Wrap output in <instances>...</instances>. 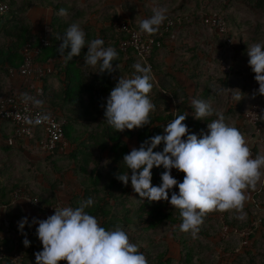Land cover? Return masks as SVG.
<instances>
[{
  "label": "trees",
  "instance_id": "trees-1",
  "mask_svg": "<svg viewBox=\"0 0 264 264\" xmlns=\"http://www.w3.org/2000/svg\"><path fill=\"white\" fill-rule=\"evenodd\" d=\"M4 1L8 5V11H11L12 7L15 6L17 11L20 12V15L18 14V23L4 30L5 34L15 39V50H22L27 42L39 43L42 34L49 40V44L42 48L41 54L37 59L38 62L46 66L45 73L40 79L41 82L39 84H32V86L27 87L24 91L31 89L36 92L37 87L40 86L42 88V92L38 94L37 99L42 100L43 104L34 106L48 112L62 123L64 129V139L68 142V145L62 150L60 149V143L54 152H47L40 146V143L44 138V132L41 129L42 127L37 125L34 126V136L28 138L32 139V141L38 145L42 152L50 153L49 157L60 155L63 157V161L65 160V165L58 167L57 171L58 173L62 174L63 179L66 180V183L69 185V191L72 192L73 195L69 201L57 200V202L55 201L53 204L60 203L65 207H76L78 206L79 201L92 198L94 203L90 207L86 208L85 211L96 217L98 223L105 227V229L112 228L117 225L123 228L128 233L130 242L136 244L138 251L142 252L146 256L148 264H193L194 257H197V261L202 264L206 250L204 248H197L194 246L196 238L191 239V237L185 236L183 235V232L179 231L178 225L181 222L179 209L174 208L165 200L151 203H149L146 198L142 200L140 199L139 194L133 191L130 182L128 185H124L116 178V173L120 174L127 171L122 160L123 155L126 152V147L121 142L122 137L118 131L114 130L111 126V128L104 127L107 123L105 122L104 126L102 125L98 128V131H94L95 133L93 132L90 134L91 142L95 149H99L103 152L105 149L108 150V147H110V149L116 148V151L114 152L111 159L105 160L103 157L101 158V156L100 158L93 157L92 152H89L91 151V147L80 143L79 145L83 144L86 150H84L85 152H83V155H80L79 160H77V150L73 149L70 144L73 141L71 134L73 128L72 122H75L76 120L75 116L71 114L74 111L73 107L75 108L77 106H81L79 96L82 92V89L85 87L82 86L85 84V80L77 73L79 68H76L73 73V71L70 72V67L74 68L78 63V59H84L87 46H84L81 50V53L79 55H74L71 60H66L64 56H62L63 58L61 57L60 59L61 55L57 52V47L60 43H62V38H59L62 37V34L70 24L77 23L83 29L86 40L99 37L104 40L105 47L111 46L115 48L118 56L115 58V60H117L113 61L112 64H118L119 66H122L121 69L124 70L130 78L135 71L133 65L135 63H142L140 60L142 57L139 56L135 51L128 50V52L125 53L121 50L120 42L127 36L128 33L118 30L114 23L115 21H125L130 25V27L137 28H139V23H135L132 18L124 16L123 14L114 15L107 12L103 17L98 19H94V17L91 19L90 16L89 18L87 16L86 18H88L90 21L85 22V19H82V17L86 16V13L90 12L91 10L95 11V7L91 8L92 3L89 2L90 0ZM150 1L154 2V0ZM255 1L256 7H259L264 0ZM37 2L41 3L45 8L47 7L49 11H52L50 21L47 24H41L38 27L27 20V11L31 9V7ZM164 8L167 10L166 19L159 26L158 30L151 34L155 36L156 39L159 38L163 40V42L161 45L155 44L152 55L147 59V61L144 59L145 62L143 61L144 63L141 64L142 66H145L147 65V62L150 63L151 78L153 80L157 78L158 81V84L154 86L153 80L151 79L153 87L147 94L151 103L154 104L155 107L154 110H152L149 114L150 122L148 124H145L143 127L134 128L132 130L127 129L126 135L130 138L132 137L131 135H136L138 137L137 141L141 145V143L148 137L161 134L163 132V126L179 114H187L183 123L189 126L190 133H195L196 128H198V130H206L207 121L203 120L201 123V119L193 118V110L190 107V101L191 99L195 98L207 101L215 110L223 112L226 123L236 127L246 139L245 136L248 134L247 131L249 130L246 128L248 126V123L246 122V116L250 106L247 105L248 103L246 98L248 95L244 96V93L249 90L248 83H245L240 89L242 91L241 96L243 98L237 103L233 102L231 100V92L239 91L238 89L230 88L236 86L235 84H232L233 74L236 71L234 64H230V71L223 70V72L219 70V66H216L214 71L215 74L217 73L218 75L216 77L210 76L208 68L212 63L210 60H208L210 55L206 54L205 56L204 54V51L208 48H203L204 44L209 46L208 43H206L208 38L204 39L201 37L200 41L204 39L202 40L203 42H199L197 41L198 39H196L197 42H195L191 49H189V47H183V42L192 39L191 36L183 37V34L185 33L183 31V27L185 25L188 26L192 20H195L193 15H195L197 11L193 13L183 12L181 10L180 12L172 13L173 11H171L170 13L166 6H164ZM175 8L176 7H174L173 10ZM60 9H64V14H60ZM199 9H201L198 12V18L200 21L199 25L206 23L211 25V19L214 15H216L221 17L225 23V30H220L217 26L215 27L216 36L223 37V44H226L225 38L232 37L234 39V32H232L231 28L227 26L229 22L226 14L220 12L219 10H215L212 8V6L206 7V3L201 4ZM177 10L178 8L175 11ZM96 12H98V10ZM14 14L17 15L16 13ZM24 18L27 20V22ZM169 18L173 20L170 31L165 33V36L163 37L158 36V31L166 24ZM98 24L100 25L98 26ZM109 25L111 26L110 28L107 27ZM234 42L235 40H233L231 43L233 44ZM212 51L214 54L215 50ZM125 54L128 56H125ZM226 59L227 58H224L221 61H226ZM22 62L23 55L21 53L17 65L20 66ZM62 62L64 64L62 66H58ZM60 68L63 69L62 73H64L65 76V79L63 80V90H66L65 95L62 98V103H64L65 106L67 105L66 108L62 103H59V101H51L48 98H45V93L48 91L47 76L48 74L53 73L55 69L58 70ZM60 71L57 72L59 73ZM70 74L73 76L71 79L68 78ZM181 75L182 77H180ZM183 76L189 81L187 86L183 84ZM254 76L255 73L251 71L250 67L246 73V78ZM66 78L68 79L66 80ZM201 82H203V84ZM65 83H67L68 86H66ZM76 88H79V90L76 91L78 93L77 96L74 94V90ZM88 88L91 87L89 86ZM218 88H223L224 91L222 93L214 91V89ZM227 88H230L229 91H227ZM24 91H22V93ZM44 102H49V104L47 103L46 105ZM105 102L106 99L103 103L105 104ZM95 109L97 110V107ZM215 118L216 117L213 114V116L207 117L205 119L210 121ZM239 120L242 123H240ZM12 123L15 127V137L21 140L25 139L18 137L16 132V124L14 122ZM262 124H264V117L261 116V118H258L257 125L259 126ZM130 132H133V134H130ZM260 136L262 137L263 134H260ZM162 147L163 144L158 145L154 151L162 150ZM255 147V145L252 147L254 157L256 150ZM257 153L260 154L258 150ZM80 160V168L77 170L78 176H80V178L77 180V185L74 183L78 189L76 190L77 192H75L71 187L73 182L71 179L67 178L68 176L66 174L70 170L74 169L70 164L72 162L77 164V162ZM88 161H93L94 165L92 166L91 170H88L87 168L89 164ZM163 170L164 169L162 167H153L151 170L153 173L152 183L154 185H159L160 172ZM73 171L77 173L75 169ZM257 185L254 188L252 186H246L245 192H251V194H253L252 198L255 200V206L260 211L264 209V201L262 200L263 198L261 199L260 196H257V194L258 191H264V181L261 183V185H258V188ZM19 189L25 194L36 196L41 203L44 202L41 199L40 194L38 192L36 194L34 188L29 187V185H27V187H15L12 192V198L15 191ZM171 191L172 190L169 191V197L171 196ZM126 202H129L128 205L137 207V213L135 215H131L129 213L131 207H125ZM246 205L247 204L244 201L242 208H246ZM257 212L254 210H248L247 213L249 214V217L245 222L237 221L235 218L231 219V221L224 220V225L227 227V233H231L232 228H236L237 232L249 228V232L245 234V236H241L239 234L238 237L241 239V242L243 238H246L248 241H250V243L252 242L253 238H256L257 240L261 238L264 239V216H258ZM1 213L2 211L0 212V215ZM254 221H256L255 225L252 224ZM166 226V231H169L170 233L165 232ZM200 227L201 224L199 225V236L202 238L204 236L208 238L212 237L215 243H219L218 246L221 245L219 241L215 240L218 238L217 234H209L207 231H203V229ZM35 228L36 225L33 226V232H35ZM138 231H141V233L143 232V234L144 232L151 233L153 236L148 237L146 243H144V236H135V233ZM177 232L179 233V236ZM156 235H158V238H156ZM37 239L38 238L34 233V239L31 240L30 245L27 247L19 242L10 245L9 247L1 245L0 249H4L7 254H11L13 252L21 253L23 255L21 264H24L23 261L24 254H26L25 251L29 252V250H31L33 252H37L42 249V244H39ZM4 242H6V239H4ZM225 245L226 246H221L222 251H227V249H230L228 243H225ZM249 246L250 244H241L239 248L234 247L232 251L236 253L237 256L242 254V252L245 251L244 249ZM240 247H243V249ZM245 253L247 252L245 251ZM249 253L251 252L249 251ZM4 260L8 264H12L8 257L6 259L0 260V262ZM247 261V264H264V253L261 257V260L259 261L255 260L254 257L248 258ZM231 264L234 263L232 262ZM239 264L241 263L239 262Z\"/></svg>",
  "mask_w": 264,
  "mask_h": 264
},
{
  "label": "clouds",
  "instance_id": "clouds-1",
  "mask_svg": "<svg viewBox=\"0 0 264 264\" xmlns=\"http://www.w3.org/2000/svg\"><path fill=\"white\" fill-rule=\"evenodd\" d=\"M166 11L163 7H154L152 15L140 21L139 29L146 34L155 33L165 21ZM60 14H64V9H60ZM61 38L57 52L66 60L79 55L87 46L84 64L99 65V73L113 71L112 62L118 53L111 46L105 47L102 38L86 40L77 23L70 24ZM247 56V63L258 82V89L252 95H264V45H248ZM133 68L135 71L130 78L120 76L102 105L104 120L118 132L148 124L149 114L155 107L147 95L153 87L150 66L135 63ZM214 91L222 93L224 89ZM241 92L240 89L232 91L231 100L239 102L243 98ZM21 99L37 106L43 104L28 93H21ZM190 107L193 118L207 121L206 131L202 129L199 135L188 132V126L183 123L187 114L176 115L163 126L161 134L148 137L138 148L133 147L123 155L127 171L116 173V178L124 185L130 182L142 200L146 198L149 203L165 200L179 209V231L195 238L207 212L242 208L246 199L243 190L246 186H254L260 177L264 155L252 158L241 132L226 123L223 112L215 110L207 101L193 98ZM213 114L215 119H205ZM48 118L47 114L35 118L25 116L24 123L40 124ZM161 144L162 150L154 151ZM153 167L164 169L160 172L159 185L152 183ZM172 169L184 173L182 181L171 175ZM175 186L178 192L173 191ZM93 203V199L88 198L79 201L76 207H54V213L43 219L33 217L29 221L24 216L18 221L22 233L26 224L36 225L35 234L42 249L34 253L35 264H58L60 260H66L67 264H148L146 256L130 242L123 228L117 225L105 229L96 217L85 211ZM22 242L26 247L31 243L26 235Z\"/></svg>",
  "mask_w": 264,
  "mask_h": 264
},
{
  "label": "crops",
  "instance_id": "crops-1",
  "mask_svg": "<svg viewBox=\"0 0 264 264\" xmlns=\"http://www.w3.org/2000/svg\"><path fill=\"white\" fill-rule=\"evenodd\" d=\"M14 7L15 6H13L12 9ZM147 9L149 8L143 0H122V2L118 4V7H116L115 12L111 14H123L124 16L132 18L135 23L138 24L142 19L151 16L146 13ZM8 12L11 15L0 29V99L9 95L22 93V91L32 86V84H39L41 82V80L36 78L22 76L17 71L12 74L10 73V68H15L16 70L19 68L17 62L20 59L22 50H15V39L5 34L4 30L18 23L19 19V15L17 13V15H15L13 10ZM2 15H0V18ZM51 15V10L49 11L47 7L45 8L41 3L37 2L27 11V20L38 27L41 24H47L51 19ZM27 20L25 19L26 22ZM61 57L62 56H60V59ZM80 59L81 60L74 68L70 67V72L73 71V73L76 68H79L77 73L85 80V84L82 85L85 87L82 89L79 96L81 106L73 107L74 111L71 114L75 116L76 120L72 122L73 128L71 134L73 141L70 144L73 149L77 150V160H79L80 155L82 156L83 152H85L84 150H86L83 144L91 147V151L89 152H92L93 157L100 158L101 156V158L103 157L105 160L111 159L116 148L110 149V147H108V150L105 149L103 152L99 149H95L92 145L90 134L94 131H98V128L102 125L104 126L106 122V120H104V108L102 105L106 97L110 94V90L115 86L120 76L129 78V75L121 69L122 66L117 68L115 64H113V71L111 73H108L107 70H105L104 73H99L97 72L99 66L92 67L86 65L84 64V59ZM63 64L62 62L58 66H62ZM62 70L61 68L58 70L55 69L53 73L48 74V91L45 93V98L51 101H59V103L63 102L62 98L66 90H63V80L65 76ZM57 71L60 72L58 73ZM71 77L73 76L70 74L68 78L71 79ZM68 78H66V80ZM153 84L154 86L158 84L157 78L153 80ZM65 85L68 86L67 83H65ZM89 86L91 88H88ZM78 90L79 88L74 90L76 96L78 95L76 92ZM47 103L49 104V102H44L46 105ZM62 104L66 108L67 105L65 106L64 103ZM96 107L97 110L95 109ZM202 122L203 120H201V123ZM104 127L108 128L110 126L106 123ZM14 128L12 122L0 119V199L2 200H0L2 204V213L0 215V246L2 245L5 247L19 242L23 244L22 241L25 235L30 241L34 239V225L29 227L26 224L23 233L18 229V221L22 217L27 216L29 221H31L33 217L43 219L52 214L35 208L25 199L14 201L12 192L15 187H27V185H29V187L34 188L36 194L38 192L41 199L44 201L43 204H53L55 201L57 202V200L69 201L73 195V193L69 191L70 188L68 183L63 179L62 174L57 171L58 167L65 165L63 157L60 155L49 157L50 153L42 152L32 139H18L15 137ZM126 132L127 129L119 132L122 137L121 142L126 147L125 154L133 147L138 148L140 146L137 141L138 137L136 135H131L132 137L130 138L126 135ZM200 132L201 129L198 130V128H196L195 133L199 135ZM130 134H133V132H130ZM252 140L253 138L250 142H252ZM80 143L83 144L79 145ZM80 162L81 160L77 162V164L72 162L70 165L77 171L80 168ZM88 162L87 168L91 170L94 165L93 161ZM73 170H70V173L66 175H69L67 178L71 179L73 182L71 187L77 192L76 183L80 176H78V171L75 173ZM74 183L76 185H74ZM128 204L129 202H126L125 207H131L129 213L135 215L137 213V207ZM4 239H6V242H4ZM37 241L39 244L41 243L39 239H37ZM25 253L24 264H35V252L29 250V252L25 251ZM0 264L8 263L4 260L1 261Z\"/></svg>",
  "mask_w": 264,
  "mask_h": 264
},
{
  "label": "rangeland",
  "instance_id": "rangeland-1",
  "mask_svg": "<svg viewBox=\"0 0 264 264\" xmlns=\"http://www.w3.org/2000/svg\"><path fill=\"white\" fill-rule=\"evenodd\" d=\"M131 1V0H129ZM145 1V4L149 9L146 10V13L149 15H152V9L160 8L163 6H166L168 8V11H173L172 13L180 12L181 10L183 12H196L195 20H192L191 23L188 24V26L183 27V31L185 32L183 34V37L185 36H191V40H187L183 42V47L189 49L194 46L195 42L199 41L201 42L204 39L208 40L206 43H208L209 46L204 44L203 48H208L204 51V54L206 56L210 55L208 60L211 61V66H209L208 70L210 72V76L216 77L218 74H215V67L219 66V70L223 72L224 71H230V64L233 63L235 66L236 71L233 74V83L236 86L230 87V88H239L241 89L242 86L245 83H248L249 90L244 93V96L248 95L247 99V105H249V110L247 112V123L248 126L246 127L249 129L247 131L246 142H250L253 138L252 142L250 143V146L248 145L249 149L251 146H256L255 150V156L260 153V155H264V124L257 125L258 118H261V115H264V95L257 94L253 97V93L258 89V82L254 79V77H247L246 73L250 68V65H248L247 60V47L248 45H252L254 43H260L261 45H264V1L262 4H260L259 7H256L255 0H143ZM150 1V2H149ZM90 3H92L91 8L95 7V11L91 10L90 12L86 13V16H83L82 19L88 20L89 16L92 19L103 17L104 14L107 13H114L116 10V7H118V4L122 2V0H90ZM250 2V3H249ZM151 3V4H148ZM203 3H206V7L212 6L215 10H219L220 12H223L228 17V27L231 28L232 32H234V39L232 37L225 38L226 44H223L222 41L223 37L216 36L215 34V27L216 25H213L211 22V25L206 24H200L199 18H198V12L201 10L199 9V6ZM255 5V6H254ZM139 7V5H138ZM176 7L174 10L173 8ZM90 8V9H91ZM164 8V7H163ZM178 8L177 11H175ZM14 13H17L20 15V12L17 11L16 7L12 9ZM16 10V11H15ZM98 10V12H96ZM206 10V9H204ZM88 16V18H86ZM230 18V19H229ZM19 21V20H18ZM117 22L122 21H115L114 25L117 26ZM100 24H98L99 26ZM110 28L111 26H107ZM225 30V29H224ZM230 30V29H229ZM204 38L200 41V38ZM196 39H198L196 41ZM235 40V42L232 44L231 42ZM203 42V41H202ZM228 43V45H227ZM231 43V44H230ZM246 46V48H245ZM204 50V49H203ZM215 50V53L213 54V51ZM193 52V50H192ZM125 56H128L125 54ZM227 58L226 61L222 59ZM81 59H78L77 62H79ZM143 64L145 60L143 58L140 59ZM144 61V62H143ZM148 66V63H147ZM182 77V75L180 76ZM183 84L187 86L189 83L188 80L183 76ZM153 80V79H152ZM203 84V82H201ZM230 88H227V91H229ZM238 89V90H239ZM226 90V89H225ZM222 106V105H221ZM224 110V109H221ZM91 116V115H90ZM240 121V120H239ZM240 123H242L240 121ZM255 133V134H254ZM254 134L253 136H251ZM260 134H263L261 137ZM259 141V142H258ZM257 142V143H256ZM248 144V143H247ZM252 149V148H251ZM251 157L254 158V153L250 151ZM261 175L257 179L256 183L253 188L258 184L261 185L264 181V167L260 169ZM70 173V171L68 172ZM69 176V175H68ZM257 185V188H258ZM245 192V189L243 190ZM246 199L244 200L247 204L245 207L239 210H225V211H209L203 216V220L201 223V227L203 231H207L209 234H217L218 238L215 239L221 243L220 246L219 243H215L214 239L208 238L204 236L203 238L201 236L196 235V241L194 246L195 247H201L204 248L206 251L204 253V260L202 264H231L232 262L234 264H247L248 258L254 257L255 260L259 261L261 260V257L264 253V239L261 238L257 240L256 238H253L252 242L248 241V244H250L249 247L244 249L245 251L242 252V254L237 255L232 251L234 247L239 248L241 244L243 245V242H241V239H239V232L235 231L236 228H232L231 233H227V228L224 225L225 221H231V219L235 218L237 221L245 222L248 219V210L251 211H258V216H264V209L258 210L255 206V200L252 198L251 192L246 193ZM257 196H260V198L264 201V191H258ZM253 209V210H252ZM225 220V221H224ZM167 226L165 227V232L170 233L169 231H166ZM147 229V228H146ZM138 230V229H137ZM136 230V231H137ZM164 230V229H163ZM178 233V232H177ZM181 233V232H180ZM185 236L191 237V239H194L190 233L183 232ZM227 233V234H226ZM145 237L143 239V242L146 243L148 237H152L153 234L151 233H141V231H138L135 233L136 237ZM179 236V233H178ZM200 237V238H199ZM156 238H158V235H156ZM179 238V237H178ZM243 240V239H242ZM225 243L229 244V248L227 251H222L221 246H226ZM228 248V247H227ZM243 249V247H240ZM249 251L251 253H249ZM153 253V252H152ZM194 262L193 264H201L197 260V257L193 258ZM243 262H241V261ZM231 262V263H230Z\"/></svg>",
  "mask_w": 264,
  "mask_h": 264
},
{
  "label": "built area",
  "instance_id": "built-area-1",
  "mask_svg": "<svg viewBox=\"0 0 264 264\" xmlns=\"http://www.w3.org/2000/svg\"><path fill=\"white\" fill-rule=\"evenodd\" d=\"M8 12V5L4 0H0V15ZM213 25H216L220 30L225 29V23L221 17L216 15L211 19ZM173 20L169 18L164 26L158 31V36H165V33L170 31ZM118 29L120 31L127 32V36L123 38L120 42V48L125 53L128 50L135 51L139 56L147 61V59L152 55L154 51L155 44L161 45L163 40L155 38L151 34H146L137 27H130V25L125 22H117ZM47 30V29H45ZM49 44V40L43 34L40 37L39 43L27 42L23 49V62L16 70L15 68H10V73H15L16 71L25 77L41 79L45 73L46 66L37 61V56L41 53L42 48ZM148 63V62H147ZM151 67V64L148 63ZM42 92V88L37 87L36 92L31 89L24 91L23 93H28L34 98H38V94ZM47 114L48 119L46 121L42 120L40 124H26L24 123V117L29 116L30 118H35L37 115ZM0 119L9 120L16 124V132L18 137L29 138L34 136V126H40L44 132V138L42 139L40 146L47 152H54L56 147L60 145L62 150L68 145V142L64 139V129L60 121H58L54 116L48 112L34 106L31 101L22 102L21 93L14 95H9L0 99ZM188 126V125H187ZM188 132L190 128L188 126ZM252 148V147H251ZM249 149L253 152L252 149ZM253 158V157H252ZM171 175H173L178 181H182L184 173L176 169L171 170ZM173 191L178 192V188L175 186ZM18 199H25L31 203L35 208L43 210L46 213H54V207H65L60 203L57 204H43L39 201L36 196L30 194H25L22 190H17L14 193V201ZM33 199L35 202H33ZM2 211V204L0 202V212ZM256 224V221L252 223ZM227 228V227H226ZM235 231H237L235 229ZM241 236H245L249 232V228L246 230L238 231ZM243 245L248 244V240L243 238ZM9 258L12 264H21L23 255L19 252H13L7 254L4 249H0V260ZM58 264H67L66 260H60Z\"/></svg>",
  "mask_w": 264,
  "mask_h": 264
},
{
  "label": "water",
  "instance_id": "water-1",
  "mask_svg": "<svg viewBox=\"0 0 264 264\" xmlns=\"http://www.w3.org/2000/svg\"><path fill=\"white\" fill-rule=\"evenodd\" d=\"M11 14L9 12L4 13L1 18H0V29L2 28V25L4 24V22L9 18ZM251 142H248V145L250 146Z\"/></svg>",
  "mask_w": 264,
  "mask_h": 264
}]
</instances>
